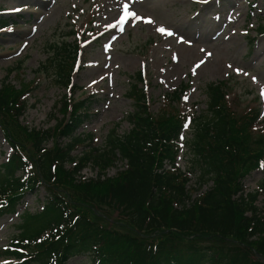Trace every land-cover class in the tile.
<instances>
[{
  "label": "trees",
  "instance_id": "trees-1",
  "mask_svg": "<svg viewBox=\"0 0 264 264\" xmlns=\"http://www.w3.org/2000/svg\"><path fill=\"white\" fill-rule=\"evenodd\" d=\"M7 25V20H0V26ZM72 64L58 68L57 78L53 77L57 84H71ZM138 76L127 94L134 109L127 117L129 132L118 134L112 129L105 146L98 149L87 145L89 134L76 133L86 123L92 102L71 107L67 102L69 118L65 120L66 113L52 133L20 122L26 111L23 98L31 85L0 88V125L13 148L0 168V217L16 213L24 198L41 187L47 190L42 212L28 213L22 221H37L36 229L11 242L33 255L17 264H54L52 260L63 264L78 256L89 264H264V207L261 210L256 204L264 194V138L257 142L253 136L260 115L253 110L239 115L226 105L221 83L206 86L208 110L198 118L190 142V171L198 173V188L212 186L193 199L187 188L189 175L177 167L189 114L163 109L157 116L139 87L143 78ZM183 89L185 85L173 98ZM56 136L68 142L61 144ZM54 138L50 149L48 143ZM81 145L89 149L82 156L72 155V149ZM118 157L128 163L127 168L109 178L105 171ZM88 163L102 172L79 183ZM256 171L262 175L259 190L246 193L243 181ZM92 198L118 207L130 229L110 231L93 219L94 210L88 206ZM199 237L229 242L232 247H202L194 241ZM18 249L7 248L3 253L25 258Z\"/></svg>",
  "mask_w": 264,
  "mask_h": 264
},
{
  "label": "rangeland",
  "instance_id": "rangeland-1",
  "mask_svg": "<svg viewBox=\"0 0 264 264\" xmlns=\"http://www.w3.org/2000/svg\"><path fill=\"white\" fill-rule=\"evenodd\" d=\"M0 18L10 20L0 30V81L7 78L16 89L31 85L25 99L28 110L21 118L30 129L53 133L64 115H69L67 102L71 107L93 96L99 101L91 104L78 133L89 134L86 140L93 148H103L112 129L118 134L129 131L126 119L134 109L127 94L132 78L140 74L139 87L157 116L163 109L191 113L178 159L182 169L190 170V142L198 118L206 113L205 89L210 83L223 85L226 105L239 115L251 110L261 115L253 136L257 142L264 138V0H0ZM67 62L73 63L71 84H57L53 77ZM182 84L185 89L173 98ZM3 128L0 125V167L13 153ZM55 138L48 148L54 147ZM84 151V147H74L72 155ZM126 168L118 157L105 174L117 177ZM99 172L101 168L88 163L78 182L84 184ZM261 178L260 171L246 176L245 188L256 190ZM197 183L193 177L190 186ZM71 188L77 198L75 187ZM201 192L189 193L197 198ZM46 194L41 187L26 197L17 213L0 218V264L19 262L7 259L4 249L21 234L30 235L36 229L37 221H22L28 211L39 214ZM263 197L258 199L260 207ZM92 199L88 204L94 210L92 218L103 227L130 229L118 207ZM194 241L213 249L232 247L229 242L202 237ZM67 260L63 264H89L84 256Z\"/></svg>",
  "mask_w": 264,
  "mask_h": 264
},
{
  "label": "snow or ice",
  "instance_id": "snow-or-ice-1",
  "mask_svg": "<svg viewBox=\"0 0 264 264\" xmlns=\"http://www.w3.org/2000/svg\"><path fill=\"white\" fill-rule=\"evenodd\" d=\"M133 15H135L134 13H133ZM149 22H151V21H149ZM159 31H161V32H164V31H166V30H164V29H159ZM169 35H171L172 33H168ZM209 55H211V54H209ZM197 67H199V65H197ZM237 71H239V70H237ZM262 95H264V93H262Z\"/></svg>",
  "mask_w": 264,
  "mask_h": 264
},
{
  "label": "bare ground",
  "instance_id": "bare-ground-1",
  "mask_svg": "<svg viewBox=\"0 0 264 264\" xmlns=\"http://www.w3.org/2000/svg\"><path fill=\"white\" fill-rule=\"evenodd\" d=\"M213 32V31H212ZM193 35H195V32L193 33Z\"/></svg>",
  "mask_w": 264,
  "mask_h": 264
}]
</instances>
